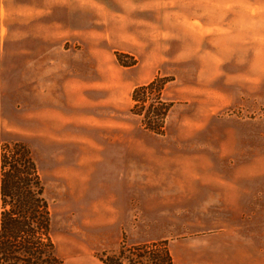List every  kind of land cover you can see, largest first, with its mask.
I'll use <instances>...</instances> for the list:
<instances>
[{
    "label": "rangeland",
    "instance_id": "rangeland-1",
    "mask_svg": "<svg viewBox=\"0 0 264 264\" xmlns=\"http://www.w3.org/2000/svg\"><path fill=\"white\" fill-rule=\"evenodd\" d=\"M155 79L161 134L130 98ZM0 110L60 259L151 264L140 237L264 251V0H0Z\"/></svg>",
    "mask_w": 264,
    "mask_h": 264
},
{
    "label": "trees",
    "instance_id": "trees-1",
    "mask_svg": "<svg viewBox=\"0 0 264 264\" xmlns=\"http://www.w3.org/2000/svg\"><path fill=\"white\" fill-rule=\"evenodd\" d=\"M164 89L165 80L155 79L136 87L130 97L140 126L152 134L162 133L171 109L162 97ZM0 205V264H64L52 240L51 210L38 166L21 142L1 151ZM132 250L137 258H147L151 264H171L164 248L141 244Z\"/></svg>",
    "mask_w": 264,
    "mask_h": 264
},
{
    "label": "crops",
    "instance_id": "crops-1",
    "mask_svg": "<svg viewBox=\"0 0 264 264\" xmlns=\"http://www.w3.org/2000/svg\"><path fill=\"white\" fill-rule=\"evenodd\" d=\"M1 112V110H0ZM1 212V205H0ZM127 241L133 245H141L147 244L151 242L147 239H132L127 238ZM153 241H156L155 239ZM181 243V248L178 250L176 254H174L171 245L174 241L168 242V251L171 256L172 264H221L219 259L225 261L227 264H264V251L263 250H255L252 251L251 254L248 250L243 251L240 254L230 255L231 250H229V254L223 256L221 253L226 252L225 247H230L231 245L225 246L222 245H211L208 244L204 248L203 244L197 241L194 238L182 239L178 241ZM221 247L224 249H221ZM240 256V259L239 256ZM64 264H105L96 256H84L79 258L72 259H64Z\"/></svg>",
    "mask_w": 264,
    "mask_h": 264
}]
</instances>
